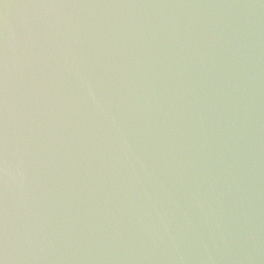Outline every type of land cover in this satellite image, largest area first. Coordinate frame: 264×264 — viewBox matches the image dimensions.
<instances>
[{
    "label": "water",
    "instance_id": "obj_1",
    "mask_svg": "<svg viewBox=\"0 0 264 264\" xmlns=\"http://www.w3.org/2000/svg\"><path fill=\"white\" fill-rule=\"evenodd\" d=\"M0 264H264V0H0Z\"/></svg>",
    "mask_w": 264,
    "mask_h": 264
}]
</instances>
